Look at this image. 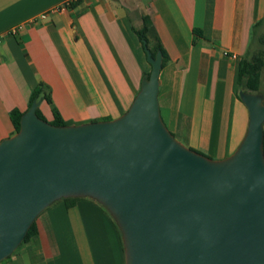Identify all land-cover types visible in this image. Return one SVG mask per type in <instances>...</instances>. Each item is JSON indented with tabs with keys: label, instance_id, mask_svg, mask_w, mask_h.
Masks as SVG:
<instances>
[{
	"label": "crops",
	"instance_id": "1",
	"mask_svg": "<svg viewBox=\"0 0 264 264\" xmlns=\"http://www.w3.org/2000/svg\"><path fill=\"white\" fill-rule=\"evenodd\" d=\"M65 1L0 0V141L15 133L12 109L27 111L39 86L50 102L41 94L38 110L50 123L56 112L66 125L123 115L152 69L136 33L148 16L165 52L159 104L167 128L211 159L235 152L249 123L237 70L264 0H79L29 22ZM36 226L0 264H125L115 223L87 197L70 208L55 202Z\"/></svg>",
	"mask_w": 264,
	"mask_h": 264
},
{
	"label": "water",
	"instance_id": "2",
	"mask_svg": "<svg viewBox=\"0 0 264 264\" xmlns=\"http://www.w3.org/2000/svg\"><path fill=\"white\" fill-rule=\"evenodd\" d=\"M143 43L152 69L123 115L55 125L35 99L0 141V262L55 202L90 197L115 219L125 264H264V95L240 91L247 131L211 159L164 123L163 52Z\"/></svg>",
	"mask_w": 264,
	"mask_h": 264
},
{
	"label": "trees",
	"instance_id": "3",
	"mask_svg": "<svg viewBox=\"0 0 264 264\" xmlns=\"http://www.w3.org/2000/svg\"><path fill=\"white\" fill-rule=\"evenodd\" d=\"M143 27L140 30H136V33L142 43V46L144 48V43L143 40L145 39L147 42V46L152 52V55L155 56L158 50H162L163 55L164 51L162 49V46L160 44V41L158 39V36L154 33V29L151 24V20L148 16H143ZM264 20H261L258 22L254 28H253V37H252V42L250 46L249 53L247 54L246 57H244L238 66L237 70V94L238 97L240 98V91L245 90L248 92H253L257 93L260 91V83H261V74H262V69L264 67V59H263V54L261 49H256L257 44L264 45V33L259 30L260 27L263 26ZM154 36L155 38V43H152L151 37ZM150 72H148L145 77H149ZM42 88L40 86L38 88H35L32 92V97L29 103V107L31 106L32 102L35 99H38L41 94H43ZM43 97L50 102V98L46 96V94H43ZM23 112H21L18 108H14L11 111V120L14 125L15 132H17L20 129V119L22 116ZM37 114L42 117L39 113V110L37 109ZM52 124L55 125H66V123L63 121L61 116L56 112L54 120L51 122ZM88 199L92 200L93 202L97 203L101 208L105 210L115 223L121 237L122 233L115 221V219L112 217L111 213L102 205L100 204L97 200L87 197ZM80 198H64L61 201H64L67 208H70L76 204V202ZM37 233V226H36V221L32 224L30 227L24 241H28L31 237H33Z\"/></svg>",
	"mask_w": 264,
	"mask_h": 264
},
{
	"label": "built area",
	"instance_id": "4",
	"mask_svg": "<svg viewBox=\"0 0 264 264\" xmlns=\"http://www.w3.org/2000/svg\"><path fill=\"white\" fill-rule=\"evenodd\" d=\"M79 0H66L64 3H62L61 5L55 6L53 8H51L48 11H45L43 13H40L36 16H34L33 18H31V20H29L30 23H38L39 21L45 20L49 17L50 14L53 13H58V12H62V11H66L68 10L74 3L78 2ZM24 25H20L18 27H15L13 29H11L9 31V34H15L19 29H21ZM1 37H0V41H1ZM226 55H228L227 52H225ZM232 58H237V55L232 54L231 55Z\"/></svg>",
	"mask_w": 264,
	"mask_h": 264
},
{
	"label": "rangeland",
	"instance_id": "5",
	"mask_svg": "<svg viewBox=\"0 0 264 264\" xmlns=\"http://www.w3.org/2000/svg\"><path fill=\"white\" fill-rule=\"evenodd\" d=\"M259 30H260V31L262 30V31L264 32V27H263V26L260 27ZM262 31H261V32H262ZM256 49H261V50H262L263 59H264V45L257 44ZM258 93H261V94L264 95V67H263V69H262L261 83H260V91H259ZM15 133H16V132H15ZM15 133H14V131H13V132H11V134H10L9 136L14 135Z\"/></svg>",
	"mask_w": 264,
	"mask_h": 264
}]
</instances>
